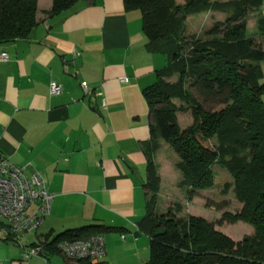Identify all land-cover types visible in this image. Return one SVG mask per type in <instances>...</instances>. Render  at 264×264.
Instances as JSON below:
<instances>
[{
  "label": "crops",
  "instance_id": "crops-1",
  "mask_svg": "<svg viewBox=\"0 0 264 264\" xmlns=\"http://www.w3.org/2000/svg\"><path fill=\"white\" fill-rule=\"evenodd\" d=\"M51 6L37 0L29 35L0 43L9 56L0 59V153L39 172L54 195L26 244L0 241V264H69L59 253L23 259V250L48 232L92 223L117 229L103 234L104 256L70 264H141L150 242L136 226L147 201L150 121L142 90L163 57L147 51L141 13L123 0H82L58 14ZM260 13L264 18V0ZM257 41L264 48V36ZM257 63L264 82V59ZM51 82L60 93L49 94Z\"/></svg>",
  "mask_w": 264,
  "mask_h": 264
},
{
  "label": "trees",
  "instance_id": "trees-1",
  "mask_svg": "<svg viewBox=\"0 0 264 264\" xmlns=\"http://www.w3.org/2000/svg\"><path fill=\"white\" fill-rule=\"evenodd\" d=\"M79 1L53 0L48 12L58 14ZM123 3L126 10L140 11L147 51L166 58L165 66L155 72L156 80L142 90L150 121L143 145L147 201L136 226L150 242L149 259L141 264H264V82L257 63L264 59V48L257 41L264 36L262 0ZM197 10L226 14L224 23L216 21L206 31L211 38L183 33L187 14ZM36 11L37 0H0V43L26 38L36 24ZM249 16L255 17L253 33L247 30ZM209 101L220 107L205 109L203 102ZM177 112H189L192 122L181 127ZM160 141L169 143L178 157L179 186L186 189L188 200L213 187L214 166L228 172L232 182L224 184L223 193L233 187L242 206L224 212L222 219L250 224L252 235L234 241L200 216L177 217L172 208L159 212L154 154ZM114 230L92 223L54 236L48 232L37 243L44 244L50 255L58 253L60 240Z\"/></svg>",
  "mask_w": 264,
  "mask_h": 264
},
{
  "label": "rangeland",
  "instance_id": "rangeland-1",
  "mask_svg": "<svg viewBox=\"0 0 264 264\" xmlns=\"http://www.w3.org/2000/svg\"><path fill=\"white\" fill-rule=\"evenodd\" d=\"M175 1L177 3H182V0ZM225 17L226 14L222 12L208 10L192 11L187 14L185 18L183 33L187 37L195 34L200 39L211 38L212 36L207 35L206 31H208L216 21L224 23ZM254 20V16L248 17L247 30L249 33H253L255 31V28L252 27ZM161 57H163L164 61L161 67L163 68L166 64V58L163 55H161ZM197 99L201 101L200 97ZM203 106L205 109L209 110L216 108L213 106L212 101L203 102ZM219 107L217 106L216 110ZM177 119L181 127H185L192 122V117L189 112H177ZM177 159L178 157L170 144L160 141V147L154 154L156 173L159 179L157 183L158 189L155 191L156 203L159 208V212H166L168 208H172L174 216L177 217H187L189 215L200 216L215 223V228L217 230L229 236L234 241L241 240L243 236L252 235L253 227L250 224L242 221L231 223L222 219V214L224 212L228 211L233 213L238 211L242 206V204L235 197L233 187L229 188L226 193H223L224 184L226 182H232L228 172L221 167L214 166L213 170L215 176L213 187L197 191L192 199L188 200L186 189L179 186L181 173L176 168ZM176 205L178 207L180 206L179 210H175ZM27 234L22 236L20 239L23 244H26L27 239L33 236L32 233ZM3 236L4 234L0 232V241L9 243L8 245L20 249L17 242L4 240ZM148 259L149 255L147 256L146 261Z\"/></svg>",
  "mask_w": 264,
  "mask_h": 264
},
{
  "label": "built area",
  "instance_id": "built-area-1",
  "mask_svg": "<svg viewBox=\"0 0 264 264\" xmlns=\"http://www.w3.org/2000/svg\"><path fill=\"white\" fill-rule=\"evenodd\" d=\"M8 58L6 52L0 54L1 60ZM126 80L121 78V81ZM82 90L89 92L85 84ZM60 92V85L54 82L49 84V94ZM104 105L105 101H102ZM53 197L39 172L28 173L25 167L12 163L0 153V232L4 238L20 244L22 236L43 223L50 212ZM56 249L66 259L97 263L105 254V240L103 234L63 239L56 244ZM48 251L44 244L37 243L24 248L22 258L45 257Z\"/></svg>",
  "mask_w": 264,
  "mask_h": 264
}]
</instances>
